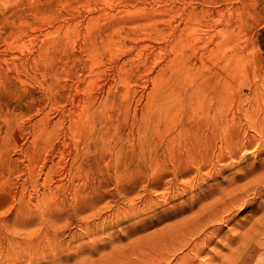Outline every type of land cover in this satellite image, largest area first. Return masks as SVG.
Here are the masks:
<instances>
[{
  "label": "rangeland",
  "instance_id": "obj_1",
  "mask_svg": "<svg viewBox=\"0 0 264 264\" xmlns=\"http://www.w3.org/2000/svg\"><path fill=\"white\" fill-rule=\"evenodd\" d=\"M263 233L264 0H0V264H253Z\"/></svg>",
  "mask_w": 264,
  "mask_h": 264
},
{
  "label": "bare ground",
  "instance_id": "obj_2",
  "mask_svg": "<svg viewBox=\"0 0 264 264\" xmlns=\"http://www.w3.org/2000/svg\"><path fill=\"white\" fill-rule=\"evenodd\" d=\"M227 23V22H226ZM228 24V23H227ZM168 28V27H167ZM170 29V28H169ZM169 32V31H168ZM223 34V31L221 30V29H217V31L215 32V36H218L219 38H221V35ZM175 39V36H172V37H170V39H169V42L171 43L173 40ZM210 42H211V44H213V46L214 47H216L217 48V46L215 45L217 42H216V40H214V39H210ZM218 44V43H217ZM208 45H210V43L209 44H207V46ZM115 53H116V51H115ZM118 55H120L121 53H117ZM115 57V56H114ZM137 57H138V55H137ZM120 58L121 57H118L117 56V58L115 57V59H116V63H117V65H116V69H117V67L119 66L118 65V62H120L121 60H120ZM111 59H113L112 57H111ZM123 59V58H122ZM139 61H133L134 60V58H133V60L132 61H130V63H129V65H135L138 69H141V68H144V66H145V63H144V61H143V58H137ZM155 59V58H154ZM167 59H168V62H167V64L171 61V57L170 56H168L167 57ZM126 61V60H125ZM86 62V61H85ZM84 62V63H85ZM114 61H113V63H115ZM124 62V61H123ZM89 64V63H88ZM166 64V65H167ZM86 65V64H85ZM84 65V66H85ZM113 66V65H112ZM89 67H92V66H89ZM89 69V68H88ZM92 69V68H91ZM91 69H90V71H91ZM114 69V68H113ZM116 69H114V72L116 71ZM135 71L136 72H139V71H141V70H137L136 68H135ZM92 72V71H91ZM112 79V78H111ZM109 80L108 81V83H107V86L108 87H105L103 90H102V92H104L105 90H106V88H107V90L108 89H110V86H112V84H113V82H112V80ZM86 78H83L82 80H81V83H79V84H85L86 83ZM105 84V83H104ZM92 88V87H91ZM88 89H90V88H88ZM75 90H76V93H74V95H72V102H73V100H76L77 98H82L81 97V94L79 93V88H78V86H76V88H75ZM89 93H90V91H86V96L87 97H89L88 99H92V98H90L91 97V95H89ZM84 97V96H83ZM71 109H69L72 113H76V111H75V108L74 107H70ZM60 113H61V111H60ZM59 116H62V115H59ZM41 121V119H39L38 121H37V123H39ZM40 142L39 143H41V149L43 150L44 148H46L47 147V144H50L51 145V150L49 151V152H47L46 150H44L45 151V153L46 154H44V163H43V166H44V169L43 170H45L46 169V171L47 172H45L44 173V175H43V179L42 180H44V181H46V182H48V181H50V173H54V176H52L51 177V181H50V183H48V184H46V185H43L45 188H46V186L48 187V189L51 187V188H57V184H58V182H59V180H58V178L61 176V173H60V170H61V168H62V166L65 164L64 163V161L63 160H61V155L63 154V153H66V154H68V155H70L71 154V152H70V150L67 148V144L65 145V143L64 142H61V146H56V145H52L51 143H52V141L50 140V138H47V137H42V138H40V140H39ZM232 148L231 149H233V146H231ZM239 147V146H238ZM238 147H237V149H238ZM241 147V146H240ZM243 147V146H242ZM244 149V148H243ZM48 150V149H47ZM241 150V149H240ZM239 150V151H240ZM229 151H230V149H229ZM219 153H221V152H219ZM222 154V153H221ZM231 154H233V152H231ZM214 155V154H213ZM223 155V154H222ZM221 155V156H222ZM230 155V154H229ZM228 155V156H229ZM67 156V155H66ZM64 157V156H63ZM213 157V156H212ZM56 158H59V162L57 163V164H61V167L59 168V169H57V170H55V171H51L52 170V166H48V164L49 163H52ZM216 158H219V157H217V155H215V159ZM223 158V157H222ZM220 159V158H219ZM218 159V160H219ZM212 160V159H211ZM222 160V159H221ZM210 162V161H209ZM209 164H211V163H209ZM214 165V164H213ZM212 167V166H211ZM213 168V167H212ZM199 173V172H198ZM197 173V174H198ZM263 231V230H262ZM260 234H262V232L260 233ZM264 234V233H263ZM261 238V237H260ZM262 238H264V235H263V237ZM260 241V240H259ZM264 242V241H263ZM256 244H259L260 245V242L259 243H255V245ZM262 244V243H261ZM248 247V246H247ZM252 247V246H251ZM258 248H259V246H257ZM244 248H246L245 246H244ZM261 248V247H260ZM263 249H264V246L262 247ZM261 248V249H262ZM248 249V248H247ZM244 250V249H243ZM246 251V250H245ZM264 251V250H263ZM253 252V251H252ZM262 251L260 250V253H261ZM244 253V252H243ZM259 253V254H260ZM259 254H257L259 257H260V255ZM251 256V255H250ZM257 256V257H258ZM248 257V256H247ZM247 257H246V259H247ZM252 257H254V256H251L250 258H252ZM256 257V256H255ZM256 257V258H257ZM262 257H264L263 255H262ZM258 258V260H255V262L253 263V264H264V258ZM250 258H249V263L248 264H250ZM245 259V258H244ZM255 259V258H254ZM253 259V260H254ZM244 262V261H243ZM248 262V261H247ZM253 262V261H252ZM239 264H241V263H239ZM243 264V263H242Z\"/></svg>",
  "mask_w": 264,
  "mask_h": 264
}]
</instances>
